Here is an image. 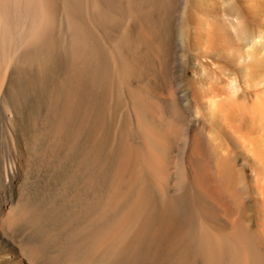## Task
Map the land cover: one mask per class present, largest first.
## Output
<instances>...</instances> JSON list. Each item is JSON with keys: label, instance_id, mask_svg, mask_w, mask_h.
Returning <instances> with one entry per match:
<instances>
[{"label": "bare ground", "instance_id": "bare-ground-1", "mask_svg": "<svg viewBox=\"0 0 264 264\" xmlns=\"http://www.w3.org/2000/svg\"><path fill=\"white\" fill-rule=\"evenodd\" d=\"M184 2L0 0V264H264V99Z\"/></svg>", "mask_w": 264, "mask_h": 264}, {"label": "rangeland", "instance_id": "rangeland-1", "mask_svg": "<svg viewBox=\"0 0 264 264\" xmlns=\"http://www.w3.org/2000/svg\"><path fill=\"white\" fill-rule=\"evenodd\" d=\"M184 1H187V2H184V5H183L184 6L183 14H186L188 16V17L186 16L188 20L186 23L187 26H185V28L187 27L186 28L187 30L188 28L191 30H194L193 24H196V23L198 24V22L199 24H201V21H204L205 25L203 22H202L203 24L201 25H204L206 27V25L208 24L207 25L208 29H206V31L211 29L212 32H214L215 38H219L220 36L224 38L225 37L224 34H225V35H228L229 40L230 39L232 40V41L230 40L232 46L234 43L233 47L231 46L227 49V52H229V54H227L226 58L225 56H222L221 54L219 55L213 52L211 54L212 60L214 59V61L221 63V64L225 63L226 68L228 67V69L225 72L226 75L222 74V78H223L222 82L223 84L224 82L226 83L225 85H223L224 88L227 91H229V87L232 85L233 82L235 81L239 82L240 73L238 72L241 71V68L239 67H242V64H245L246 62L247 63L250 62V65H252L253 67L252 72H251L252 73L251 74L252 91L257 94L256 96H254V98L262 99L263 97L264 99V0H195V1L194 0H184ZM193 11H195V13ZM189 16H191L192 18ZM196 17L197 19L201 18L202 20H197ZM203 19L207 21L209 20V21L207 22ZM189 20L191 21L194 20V23ZM205 27H203V29H205ZM216 30H219V31H216ZM199 31L200 29L197 30V32ZM215 34L216 35L218 34V35L216 36ZM222 37H220L222 41L223 40L227 41L226 39H223ZM224 41H223V44H225ZM235 41L237 42L235 43ZM193 51L194 53L198 52L195 50ZM192 62L196 63L197 61L193 59ZM232 66L235 68H233ZM232 70L234 72H232ZM190 72L192 73L191 70ZM232 74L233 76H231ZM237 77L239 78L237 79ZM228 81H229V85H227ZM260 115L262 118L260 117ZM260 115L259 117H257L255 121L256 122L255 123V126H256L255 136L264 138V123L263 125L261 123L264 120L263 118L264 109L260 112ZM259 118L262 121H259ZM258 128L260 129L258 130Z\"/></svg>", "mask_w": 264, "mask_h": 264}]
</instances>
